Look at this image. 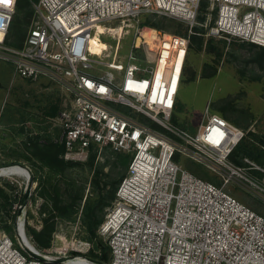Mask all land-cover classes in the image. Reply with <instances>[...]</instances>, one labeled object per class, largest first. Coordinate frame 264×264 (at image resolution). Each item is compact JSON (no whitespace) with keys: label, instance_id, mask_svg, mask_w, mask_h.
I'll return each mask as SVG.
<instances>
[{"label":"built area","instance_id":"obj_1","mask_svg":"<svg viewBox=\"0 0 264 264\" xmlns=\"http://www.w3.org/2000/svg\"><path fill=\"white\" fill-rule=\"evenodd\" d=\"M202 1L38 0L26 39L15 47L9 34L18 0H0V60L21 78L48 79L72 96L71 106L55 118L63 130V158L85 161L91 151L107 148L131 156L99 228L110 247L108 263L84 254L89 242L65 246L56 240L51 248L37 247L26 226L43 201L35 170L21 163L1 167L8 172L0 177L13 186L11 212L20 248L0 223V264H264V216L227 190L241 181L264 199V165L231 161L247 130L210 113L209 106L196 132L173 123L191 38L160 31L154 54L145 39L137 43L148 28L140 22L145 13L179 19L192 32ZM207 18L208 37L264 47V0H210ZM114 24L123 28L122 38L135 30L132 48L143 50L142 57L131 53L127 64L105 62L108 50L92 51L99 26L122 39L113 33ZM181 155L204 164L221 182L182 167Z\"/></svg>","mask_w":264,"mask_h":264},{"label":"rangeland","instance_id":"obj_2","mask_svg":"<svg viewBox=\"0 0 264 264\" xmlns=\"http://www.w3.org/2000/svg\"><path fill=\"white\" fill-rule=\"evenodd\" d=\"M30 3L31 8L27 0H23V7L17 8L9 38V44L12 46H21L32 26L35 12L32 1ZM203 4H205L204 8ZM209 6L210 0L202 1L203 9H201L198 18L199 24L194 26L192 32L190 26L179 19L151 13H145L140 18L141 25L148 22L160 24V29H152L145 24L144 26L150 30L156 29V31L162 33L183 35L190 38L194 35L204 38L201 49L197 42L191 40L185 78L178 94L174 119L178 122L177 125L181 126L182 123H186L190 131L196 132L208 106L210 113H219L223 117L224 115L219 109L224 108L227 114L225 117L229 121L244 128L247 132L264 137V47L236 39L208 37L206 24L210 21L207 18ZM27 9H30L31 12ZM215 17L216 12L213 19ZM106 25L109 26V24ZM111 26L113 30H116V34L122 38L123 33L121 36L120 32L124 31L123 28L114 27L115 24ZM137 37L134 29H130V32L118 41L111 36H102L98 32L91 44L95 46L96 53L100 54L104 52L107 45L109 46L108 56H104L103 61L119 60L127 64L131 53L139 58L144 55L143 50H133L132 48ZM135 62L140 63L139 61ZM59 90L48 79L42 78L39 82H30L21 78L15 74L11 63L0 60V168L14 163L30 165L35 170V179L39 183L38 196L43 199L40 207L35 210V213L27 221V231L34 229L40 232L45 225V218H50V212L47 210L44 212L43 210L46 206V200L40 193V184L51 173L46 167L42 168L36 158L27 151L26 144L30 142L31 138H37L38 136L44 139H58L62 134V127L56 124V116L54 117V115L56 107L69 97L68 94H60ZM248 135V140L254 137L250 133ZM260 148L263 149L264 147L260 146ZM93 153H96L95 167L101 165L104 172L110 174L108 188L116 182L120 174L127 173V166L119 164L116 167L114 166L113 163L117 162V156H115L116 152L114 153L111 149L107 148L101 152L98 150L91 151V154ZM261 154L264 159V152H261ZM89 159L85 161L65 160L86 164ZM245 159L244 162L249 166L250 164ZM177 161L182 167L203 179L217 183L221 182L215 172L200 162L184 155L179 156ZM251 161L261 166V163ZM15 170L23 174L26 173V169L21 167L15 168ZM93 171L89 170L88 167H77L70 171L68 177L76 179L79 186L84 187V197L71 217H61L58 213H53L55 230L52 234L51 245L47 248H51L57 241L63 242L65 246H74L79 242H89L92 247L84 254L90 259H95L96 254H101L98 246L99 241L108 245L107 241L99 234L100 226L98 228V238L90 239L83 220L87 198H97V191L92 183ZM6 172H8V169H2L0 174ZM249 172L254 176H260L257 175L258 170L256 169H250ZM54 178L57 179L58 175ZM61 184L64 185L65 182ZM0 188L11 197L13 186L6 177H0ZM227 190L254 211L264 216V199L254 193L244 182H232L227 186ZM10 204V216H13L11 201ZM108 207L105 209L104 219ZM2 214L1 227L13 238L16 246L20 248L15 222H12L10 216L7 217L4 212ZM5 223L8 224L9 228L4 226ZM70 253L69 255H74L76 252L71 251Z\"/></svg>","mask_w":264,"mask_h":264},{"label":"trees","instance_id":"obj_3","mask_svg":"<svg viewBox=\"0 0 264 264\" xmlns=\"http://www.w3.org/2000/svg\"><path fill=\"white\" fill-rule=\"evenodd\" d=\"M36 2L35 0H27L30 8L31 3ZM203 4V8H204ZM23 7V0H18L17 8ZM202 8V9H203ZM27 11L31 12L30 9ZM206 19V18H202ZM14 22V20H13ZM14 24V23H13ZM12 24V25H13ZM146 26L150 28H158L160 29L159 23L148 22L145 23ZM144 24V25H145ZM16 28V27H15ZM12 29V27H11ZM11 32V31H10ZM122 31L120 35L122 36ZM10 38V34H9ZM22 40V39H21ZM192 42H197L199 48L201 49L204 43L203 37H198L196 35L192 36ZM10 43V42H9ZM254 45V44H253ZM256 46V45H255ZM17 47H20L18 45ZM109 46L104 50H108ZM91 49L94 53H96V48L91 44ZM264 49V48H263ZM220 112L223 113L224 117L226 114V109H219ZM226 118V117H225ZM227 119V118H226ZM173 122L177 124L178 122L173 118ZM182 127L187 128L186 123L181 124ZM188 129V128H187ZM251 134L254 137H251L248 140L249 135ZM245 139L235 148L234 152L231 155V161L239 166H247L244 162L245 158H249L253 161L261 163L264 165V159L262 158L261 152H264V148L261 149L260 146L264 147V137L255 135L251 132H248ZM27 151L36 158L38 163H40L42 168L49 169L51 175L44 178L40 184L41 187V195L46 200V206L43 209L44 212H50V218H45V225L43 229L38 232L34 229L28 230V235L32 237L33 242L39 248H47L51 245L52 234L55 230V221L53 220V213H58L61 217H71L84 197V187L79 186L76 179L69 178L70 171L77 167L85 168L88 167L89 170L93 171L96 163V153L91 154L89 157V161L86 164H81L76 161H66L62 155L65 150L64 145L59 141H55L49 138H43L38 136L37 138H31L30 142L26 144ZM115 153V152H114ZM115 156H117V162H114V166L116 167L118 164L122 166L129 167L131 162V156L126 155L124 153L116 152ZM128 170V169H127ZM254 173V172H253ZM257 175H261V172L258 171ZM92 183L94 185L96 193V199L87 198L85 206H84V223L89 232L90 239L98 238V228L104 219L105 209L111 205L112 201L115 199L117 189L122 179L126 174H120L119 178L112 184L110 188H108L109 182L108 177L110 174H107L103 170V166H96L93 171ZM58 178L55 179L54 176ZM107 178V179H106ZM65 182L64 185L61 183ZM67 195V196H66ZM0 221L3 219L4 212L7 217L10 216L11 204L10 197L0 188ZM4 214V215H5ZM52 217V218H51ZM11 221L15 222V217L10 216ZM4 222L6 221L3 220ZM4 226L9 228L8 224L5 223ZM98 246L100 248L101 254H96V261L102 263H108L110 260V247L109 245L104 244L102 241H99Z\"/></svg>","mask_w":264,"mask_h":264},{"label":"bare ground","instance_id":"obj_4","mask_svg":"<svg viewBox=\"0 0 264 264\" xmlns=\"http://www.w3.org/2000/svg\"><path fill=\"white\" fill-rule=\"evenodd\" d=\"M112 29H113V27H112ZM152 29H154V28H152ZM98 32L102 36H110L111 35L110 31L107 30L104 26H99L98 29H97L96 34ZM113 33H117V32H113ZM95 36L92 38L91 42L95 39ZM142 39H145V42L148 43V46L150 47V50L154 54L157 51L159 43H160V33H159V31H156V29L155 30H150L149 28H145L142 31L141 36H139L137 38V43L140 44Z\"/></svg>","mask_w":264,"mask_h":264},{"label":"crops","instance_id":"obj_5","mask_svg":"<svg viewBox=\"0 0 264 264\" xmlns=\"http://www.w3.org/2000/svg\"><path fill=\"white\" fill-rule=\"evenodd\" d=\"M49 82L50 83H54V82H52V81H50L49 80ZM34 84V83H33ZM55 84V86L58 88V89H60L59 90V92H60V94H68V97H69V99H65L64 100V102H62L61 104H59L57 107H56V112H55V115H54V117L56 116H59V114H60V112L62 111V110H64V109H66V108H69L70 106H71V103H72V96L68 93V92H66L60 85H58V84H56V83H54ZM55 117V118H56ZM55 122H56V124L57 125H59L60 127H61V124H60V122L58 121V120H55ZM62 135V134H61ZM61 135H60V137H61ZM60 137L58 138V139H53V140H55V141H59L60 140ZM60 142V141H59ZM61 143V142H60Z\"/></svg>","mask_w":264,"mask_h":264},{"label":"water","instance_id":"obj_6","mask_svg":"<svg viewBox=\"0 0 264 264\" xmlns=\"http://www.w3.org/2000/svg\"><path fill=\"white\" fill-rule=\"evenodd\" d=\"M24 240H26V243L28 242L27 238H25Z\"/></svg>","mask_w":264,"mask_h":264},{"label":"snow or ice","instance_id":"obj_7","mask_svg":"<svg viewBox=\"0 0 264 264\" xmlns=\"http://www.w3.org/2000/svg\"><path fill=\"white\" fill-rule=\"evenodd\" d=\"M4 2H7V0H4Z\"/></svg>","mask_w":264,"mask_h":264}]
</instances>
